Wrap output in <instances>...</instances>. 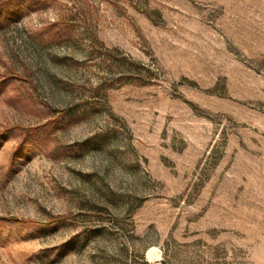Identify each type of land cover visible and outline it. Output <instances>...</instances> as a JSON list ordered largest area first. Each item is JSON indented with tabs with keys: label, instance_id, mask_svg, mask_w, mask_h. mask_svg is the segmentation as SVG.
Segmentation results:
<instances>
[{
	"label": "rangeland",
	"instance_id": "rangeland-1",
	"mask_svg": "<svg viewBox=\"0 0 264 264\" xmlns=\"http://www.w3.org/2000/svg\"><path fill=\"white\" fill-rule=\"evenodd\" d=\"M0 264H264V0H0Z\"/></svg>",
	"mask_w": 264,
	"mask_h": 264
}]
</instances>
